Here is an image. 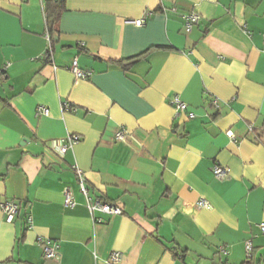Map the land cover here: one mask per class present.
Wrapping results in <instances>:
<instances>
[{
  "label": "crops",
  "instance_id": "0c3cea01",
  "mask_svg": "<svg viewBox=\"0 0 264 264\" xmlns=\"http://www.w3.org/2000/svg\"><path fill=\"white\" fill-rule=\"evenodd\" d=\"M47 1L0 0V205H20L13 224L0 210V264H110L115 251L123 264H249L247 242L263 260L264 0H66L50 60ZM189 13L201 22L187 33ZM174 97L195 117L176 116ZM75 166L122 216L93 221Z\"/></svg>",
  "mask_w": 264,
  "mask_h": 264
},
{
  "label": "built area",
  "instance_id": "2783aa9c",
  "mask_svg": "<svg viewBox=\"0 0 264 264\" xmlns=\"http://www.w3.org/2000/svg\"><path fill=\"white\" fill-rule=\"evenodd\" d=\"M149 15V14H147ZM144 18L134 21L133 23L137 27H141L144 25ZM201 22V16L198 13H189L184 16V28L187 33H190L196 26H198ZM47 40L49 42V48L45 54V59L50 60L52 55V44L51 37L48 34ZM10 64H6L2 70H0V81H3L8 76ZM71 72L75 76L76 81L86 80L91 76V72L87 70H83L79 67L77 59L73 61L71 66ZM172 104L174 106L176 116L187 113L189 119L195 117L193 113L188 112V105L183 103L180 98L174 97L172 100ZM214 106L218 107L217 100L214 102ZM66 106H63V110H66ZM49 111L47 108L41 107L38 109V114L48 115ZM230 138H234L232 133H228ZM130 137V134L125 129H120L115 134L116 142H126ZM81 138L79 136H70L64 145L58 147L56 151L64 156L70 149H72L76 144L80 142ZM75 175L78 179L79 190L81 194L84 196L86 207L93 218L95 223H102L103 219L98 215H106V216H122L123 210L117 205L111 204L105 201L103 198L94 196L91 194L90 189L87 186V180L85 178L84 173L78 167H74ZM213 174L217 180H225L229 177L230 170L226 167L216 165L213 167ZM63 197H64V206L66 208H75L77 206V202L74 196V192L68 187L65 186L63 188ZM198 206L201 209H210L211 204L205 200H201L198 202ZM0 210L3 212L5 216V221L9 224H13L16 220L17 216L20 213V205L15 201H7L0 205ZM31 218L29 219V225H31ZM261 231L264 233V224L260 225ZM41 247L43 249V258L45 260H53L59 261L61 259V254L59 252V245L53 242L50 239H41L40 241ZM224 251V250H223ZM247 258L250 260L252 258L253 246L250 242L246 244ZM110 264H123V254L121 252H112L109 257Z\"/></svg>",
  "mask_w": 264,
  "mask_h": 264
},
{
  "label": "trees",
  "instance_id": "16d2710c",
  "mask_svg": "<svg viewBox=\"0 0 264 264\" xmlns=\"http://www.w3.org/2000/svg\"><path fill=\"white\" fill-rule=\"evenodd\" d=\"M66 0H58L55 2L54 0H48L46 6V21L48 27V33L51 37V44L53 45L54 37L59 33L58 25L60 22V18L63 12L66 10ZM139 57L123 61L117 62V64L124 66L125 68H130L132 65L136 63ZM257 141L264 145V125L263 129L257 133ZM264 263V259L258 262H254L253 258L250 259L249 264H262Z\"/></svg>",
  "mask_w": 264,
  "mask_h": 264
},
{
  "label": "water",
  "instance_id": "95a60500",
  "mask_svg": "<svg viewBox=\"0 0 264 264\" xmlns=\"http://www.w3.org/2000/svg\"><path fill=\"white\" fill-rule=\"evenodd\" d=\"M55 2H57L58 0H54Z\"/></svg>",
  "mask_w": 264,
  "mask_h": 264
},
{
  "label": "rangeland",
  "instance_id": "374dc122",
  "mask_svg": "<svg viewBox=\"0 0 264 264\" xmlns=\"http://www.w3.org/2000/svg\"><path fill=\"white\" fill-rule=\"evenodd\" d=\"M259 258V257H258ZM259 260V259H258ZM258 260H256V261H258Z\"/></svg>",
  "mask_w": 264,
  "mask_h": 264
}]
</instances>
